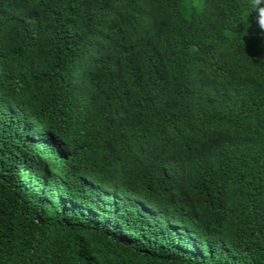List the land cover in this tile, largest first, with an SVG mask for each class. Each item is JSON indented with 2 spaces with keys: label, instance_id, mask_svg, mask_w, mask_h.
<instances>
[{
  "label": "trees",
  "instance_id": "16d2710c",
  "mask_svg": "<svg viewBox=\"0 0 264 264\" xmlns=\"http://www.w3.org/2000/svg\"><path fill=\"white\" fill-rule=\"evenodd\" d=\"M257 21L253 0H0V264H264Z\"/></svg>",
  "mask_w": 264,
  "mask_h": 264
},
{
  "label": "clouds",
  "instance_id": "9594fccd",
  "mask_svg": "<svg viewBox=\"0 0 264 264\" xmlns=\"http://www.w3.org/2000/svg\"><path fill=\"white\" fill-rule=\"evenodd\" d=\"M254 6L259 10V8L264 7V0H253ZM258 14V12H257ZM257 29L258 31H264V25H261L257 21Z\"/></svg>",
  "mask_w": 264,
  "mask_h": 264
}]
</instances>
